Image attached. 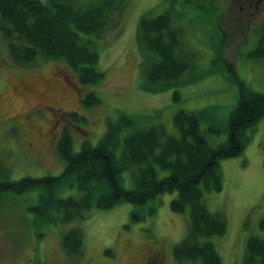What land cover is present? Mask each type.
Here are the masks:
<instances>
[{
    "label": "rangeland",
    "instance_id": "374dc122",
    "mask_svg": "<svg viewBox=\"0 0 264 264\" xmlns=\"http://www.w3.org/2000/svg\"><path fill=\"white\" fill-rule=\"evenodd\" d=\"M72 1L83 7L98 0ZM120 3L110 13L103 35H83L99 54L96 68L104 72V78L97 84H83L78 72L63 60L38 57L30 65L17 64L0 29V164L10 168V180L60 175L65 162L57 144L65 129L72 135L74 151L79 152L86 140L97 145L109 122L118 121L122 114L134 117L137 128L163 124L168 133L179 135L173 121L177 111L213 107L216 122L226 125L238 102L239 86L227 71L213 64L221 47L249 88L264 93V59L249 56L264 24V0ZM167 10L172 11L174 26L182 31V50L191 54L195 63L184 79H195L150 92L142 87L149 55L139 40V25L143 16L154 17ZM90 91L100 103H83ZM74 112L85 116L87 122L72 121ZM210 126L202 119L201 129L211 146L227 141V132L215 134ZM133 128L124 129L122 141ZM248 133L251 140L240 155L219 161L223 189L204 190L209 209L221 212L228 222L225 235L210 238L222 264H243L248 238H264L260 225L264 218V118ZM156 169L160 178L170 174L160 166ZM122 175L124 185L133 188L132 171ZM38 193L0 194V264H145L153 254H158L161 264H203L179 262L174 257L175 245L190 229L189 209L178 213L170 207L177 191L149 200L142 207L146 211L143 220L132 219L136 205L120 201L108 209L93 206L69 221L37 226L30 208L37 203ZM69 194H76V189L62 193ZM150 208L156 212L148 213ZM73 229L84 233L81 255L68 254L62 245L64 234Z\"/></svg>",
    "mask_w": 264,
    "mask_h": 264
},
{
    "label": "trees",
    "instance_id": "16d2710c",
    "mask_svg": "<svg viewBox=\"0 0 264 264\" xmlns=\"http://www.w3.org/2000/svg\"><path fill=\"white\" fill-rule=\"evenodd\" d=\"M121 1L98 0L79 7L72 0H0V29L17 64L30 65L38 57L63 60L78 72L83 84H97L104 78V72L96 68L99 54L84 41L83 35H103L110 13ZM172 16V11L167 10L154 17L143 16L140 21L138 37L149 55L142 84L146 91L161 92L195 79L194 76L184 79L185 73L195 68V63L192 55L182 50V31L174 26ZM249 56L264 59V24ZM213 64L218 70L227 71L229 78L239 86V99L226 125L216 122L211 114L213 107L177 111L173 121L179 135L168 133L163 124L137 128L134 117L122 114L118 121L109 122L97 145L86 140L79 152L74 151L72 135L65 129L57 144L65 162L63 172L57 176L10 180V168L0 164V194L38 191V201L30 209L34 213V224L39 226L72 220L93 206L108 209L120 201L136 205L132 219L143 220L146 211L142 207L149 200L177 191L170 207L178 213L189 209L190 229L175 245V259L222 264L210 238L225 235L228 222L221 212L209 209L204 190L223 189L219 161L240 155L250 142L248 131L264 118V93L252 90L239 77L235 64L224 55L223 47L218 49ZM175 96L179 97L178 91ZM82 101L90 106L100 103V98L90 91ZM71 119L87 122L85 116L76 112ZM202 119L211 123L209 129L213 133L227 132V141L211 146L201 129ZM126 127L134 128L122 141ZM156 166L169 170L170 174L160 178ZM124 171H132L133 188L124 185ZM71 189H76V194L62 195ZM147 212L154 214L156 208ZM260 225L264 228V218ZM62 245L68 254L81 255L83 231H68ZM243 264H264V238H248Z\"/></svg>",
    "mask_w": 264,
    "mask_h": 264
},
{
    "label": "flooded vegetation",
    "instance_id": "af4514ba",
    "mask_svg": "<svg viewBox=\"0 0 264 264\" xmlns=\"http://www.w3.org/2000/svg\"><path fill=\"white\" fill-rule=\"evenodd\" d=\"M145 264H161L158 254H153L150 259L146 260Z\"/></svg>",
    "mask_w": 264,
    "mask_h": 264
}]
</instances>
